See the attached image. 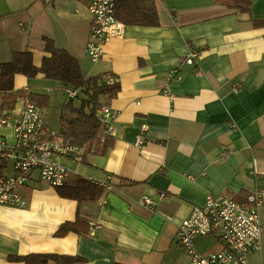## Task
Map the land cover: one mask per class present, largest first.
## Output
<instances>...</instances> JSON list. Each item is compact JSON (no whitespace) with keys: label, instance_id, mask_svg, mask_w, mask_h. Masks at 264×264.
<instances>
[{"label":"crops","instance_id":"1","mask_svg":"<svg viewBox=\"0 0 264 264\" xmlns=\"http://www.w3.org/2000/svg\"><path fill=\"white\" fill-rule=\"evenodd\" d=\"M248 1L245 12L216 0H154L157 25L116 17L125 26L122 36L107 41L92 61L85 52L87 2L0 0V65L27 51L39 68L50 56L47 37L78 59L85 76L119 77L116 96L102 104L115 115L112 146L81 162L55 157L69 169L64 184L81 177L100 185L101 195L78 204L32 171L25 207L0 205V264H24L8 255L44 253L81 257L76 264H187L189 254L174 241L191 208L210 194L244 202L264 187V24H253L264 22V0ZM192 47L199 53L195 65L184 62ZM13 89L48 94L49 107L68 98L58 81L41 73L16 74ZM25 101L19 98L11 113ZM140 133L145 141L136 146ZM14 139L11 128L0 126V175L13 172L3 150ZM77 211L96 229L58 236ZM259 215L264 223V198ZM195 244L201 253L219 249L211 236ZM247 264H264V232Z\"/></svg>","mask_w":264,"mask_h":264},{"label":"built area","instance_id":"2","mask_svg":"<svg viewBox=\"0 0 264 264\" xmlns=\"http://www.w3.org/2000/svg\"><path fill=\"white\" fill-rule=\"evenodd\" d=\"M49 3L52 0H42ZM90 15L89 37L85 52L92 61H97L104 44L112 37L122 36L124 23L115 16V0H87ZM199 53L192 47L185 63L195 65ZM107 84H119V77L111 72L105 76ZM69 99L75 98L77 89L64 88ZM114 112L104 104L97 111V117L108 135L114 134L112 121ZM0 126L12 129L14 142L6 144L5 159L12 162L13 172L0 175V205L23 208L27 203L25 187L31 180V172L37 171L41 180L56 187L64 184L69 169L55 160L66 156L81 162L84 149L78 145L63 142L55 136L56 131L46 125V109L31 101L14 113L4 112ZM145 127L143 126V129ZM143 133L136 136L135 145L143 144ZM110 189L109 183H103ZM264 198V187L253 190L244 202L225 195H207L205 202L191 208L189 215L177 226L175 245L189 254L187 264H247L253 251H259L264 232L259 207ZM145 204L151 205L149 197H143ZM90 233L97 224L90 222ZM201 236H211L219 243V249L201 253L195 240Z\"/></svg>","mask_w":264,"mask_h":264},{"label":"trees","instance_id":"3","mask_svg":"<svg viewBox=\"0 0 264 264\" xmlns=\"http://www.w3.org/2000/svg\"><path fill=\"white\" fill-rule=\"evenodd\" d=\"M86 3L87 0H80ZM230 8L242 11L250 10L248 0H216ZM115 16L125 24L157 25L158 19L154 0H115ZM255 26H262L263 21H253ZM45 50L50 56L42 60L41 66L35 67L30 52H15L13 60L0 65V118L4 112H11L19 98H25L45 109L49 107L50 96L13 89V79L16 74L33 78L37 73L46 79L56 80L63 88L77 89L75 98H67L59 105V128L55 136L63 142L78 145L84 149V154H104L112 146L114 138L108 135L97 117V111L104 101L116 96L118 84H107V73L85 76L77 58L67 50L57 47L53 40L45 37ZM84 158V157H83ZM3 157L0 155V174L3 168ZM57 193L63 198L83 201H95L102 193V187L87 179L77 177L74 184L56 187ZM239 201V200H237ZM241 202V201H240ZM73 231L78 234H89V221L77 211L74 221L60 225L56 234L63 236ZM8 260L22 261L24 264H76L83 259L77 256L55 253L8 255Z\"/></svg>","mask_w":264,"mask_h":264},{"label":"rangeland","instance_id":"4","mask_svg":"<svg viewBox=\"0 0 264 264\" xmlns=\"http://www.w3.org/2000/svg\"><path fill=\"white\" fill-rule=\"evenodd\" d=\"M57 95H58V93L55 96V100H57V97L59 96V95L58 96ZM58 113H59L58 104L56 103V101H53V104H51V106L49 107V110H48L46 125L48 124L51 128H53L55 130L56 129L58 130V128H59ZM10 163H12V162H10Z\"/></svg>","mask_w":264,"mask_h":264}]
</instances>
